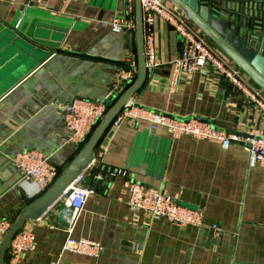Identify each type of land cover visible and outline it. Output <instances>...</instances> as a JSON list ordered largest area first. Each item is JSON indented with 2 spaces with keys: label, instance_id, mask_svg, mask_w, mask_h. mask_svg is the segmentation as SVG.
I'll list each match as a JSON object with an SVG mask.
<instances>
[{
  "label": "crops",
  "instance_id": "0c3cea01",
  "mask_svg": "<svg viewBox=\"0 0 264 264\" xmlns=\"http://www.w3.org/2000/svg\"><path fill=\"white\" fill-rule=\"evenodd\" d=\"M124 10L119 0H0V218L16 220L40 196L35 182L22 180L14 155L38 150L64 170L78 148L64 143L61 105L109 97L119 69L136 59L134 33L110 25ZM156 29L164 65L132 99L209 121L240 139L264 128V117L213 74H186L170 93L169 64L182 54L179 34L164 20ZM127 179L201 210L203 225L175 226L134 211ZM84 186L94 192L72 236L101 242L100 257L63 250L70 216L58 202L31 221L37 250L19 264H264V167L250 165L242 140L223 149L188 135L173 138L163 126L150 131L148 123L125 122L97 153Z\"/></svg>",
  "mask_w": 264,
  "mask_h": 264
},
{
  "label": "built area",
  "instance_id": "2783aa9c",
  "mask_svg": "<svg viewBox=\"0 0 264 264\" xmlns=\"http://www.w3.org/2000/svg\"><path fill=\"white\" fill-rule=\"evenodd\" d=\"M119 1L124 2L125 10L111 21L112 30L116 33H135L136 2L135 0ZM141 2L148 70L156 71L164 65L159 58L156 29L158 20L167 22L184 39L181 56L169 64L170 93H175L179 89L182 78L186 74L201 73L204 76L213 74L217 80L225 81L236 89L249 105L264 117V91L232 59L214 45L188 16L168 0H141ZM137 74V60H128L125 67L119 69L116 74V85L109 97L101 100L81 98L61 105L65 111L67 129L64 143L76 145L77 148L83 147L111 108L112 102H115L135 82ZM125 122L148 123L150 131H156L158 127L163 126L171 132L173 138L188 135L198 141L217 143L223 149H228L233 141L242 140L249 152L250 165L264 167V128L251 129L247 138L240 139L212 125L209 121L196 117L179 118L167 112L146 107L132 98L114 118L111 129L115 131ZM12 162L22 180L32 181L38 185L40 195L45 193L60 176L59 169L51 157L38 150L17 153L12 158ZM85 173L74 180L59 201L64 206L63 214L70 216L66 229L68 236L63 250L96 259L104 251L101 242L86 238L77 239L72 236L73 228L84 209L87 197L94 192L92 187L84 186ZM96 178L101 179L102 176L97 175ZM125 187L130 193L129 207L134 211H146L153 219L166 218L175 226L201 227L203 225L204 215L201 210L179 204L172 196L160 189L133 179H127ZM14 221L10 218H0V244L12 228ZM36 250V236L31 222H28L12 239L5 264H19L25 253Z\"/></svg>",
  "mask_w": 264,
  "mask_h": 264
},
{
  "label": "water",
  "instance_id": "95a60500",
  "mask_svg": "<svg viewBox=\"0 0 264 264\" xmlns=\"http://www.w3.org/2000/svg\"><path fill=\"white\" fill-rule=\"evenodd\" d=\"M178 7L225 55L232 59L251 80L264 91V0H168ZM136 2L137 28L134 33L138 63L135 82L116 100L98 127L74 159L62 171L55 183L33 199L14 221L12 228L0 244V264L14 236L28 223L45 216L74 180L86 172L103 153L114 130L111 124L124 105L154 76L148 70L145 56L144 19L141 0ZM133 34L129 35L132 42ZM184 39L179 35V51ZM106 135V136H105Z\"/></svg>",
  "mask_w": 264,
  "mask_h": 264
},
{
  "label": "trees",
  "instance_id": "16d2710c",
  "mask_svg": "<svg viewBox=\"0 0 264 264\" xmlns=\"http://www.w3.org/2000/svg\"><path fill=\"white\" fill-rule=\"evenodd\" d=\"M126 89H127V88H126ZM126 89H125V90H126ZM92 133H93V132H92ZM91 135H92V134H91ZM91 135H90V136H91ZM81 148H82V147H81ZM81 148H80V147L78 148V152L81 150ZM58 169H59V172H60V174H61V173H62V171H63V169H62V168H60V167H58ZM12 220H15V219H12Z\"/></svg>",
  "mask_w": 264,
  "mask_h": 264
}]
</instances>
